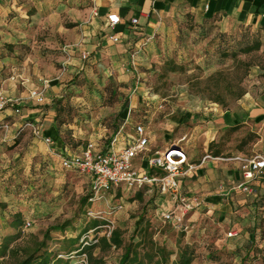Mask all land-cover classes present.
<instances>
[{
  "label": "rangeland",
  "instance_id": "obj_1",
  "mask_svg": "<svg viewBox=\"0 0 264 264\" xmlns=\"http://www.w3.org/2000/svg\"><path fill=\"white\" fill-rule=\"evenodd\" d=\"M20 1L23 5L12 10L16 14L11 26H0L5 38L0 39V47L5 41L17 43L13 49L16 56L11 54L0 59V84H6L12 73L27 78L24 85L16 79H12L13 85L8 89L3 85L15 96H25L29 83H40L41 78L60 85L58 95L72 104L71 112L65 114L70 123L62 127L71 128L73 136L67 137L63 154H79L85 141L105 147L122 123L120 114L125 108L128 112L129 104H132L129 112L132 120H148L150 144L146 153L154 151L164 141L185 147L193 160L181 169L186 171L181 175L182 184L192 188L198 185V192L207 186L201 180L207 169L217 183V176L222 174V162H227L225 170H234L229 160L220 158H210L214 160L210 164H206L207 161L198 164L206 152L213 154L209 150L210 141L215 142L212 150L216 142L222 147L220 154L251 152V142L257 137L242 144L241 149L238 145L249 131L257 134L256 129L243 120L264 93V50L238 53V61L227 58L222 63L219 48L234 42L242 33H254V26L204 20L182 8L161 17L150 35L136 33L126 50L116 51L122 54L118 59L87 58L83 62L85 67L79 71L78 63H71L70 55L63 49L66 43L73 42L72 35L67 33L75 25L73 11L61 10L43 16L49 0L46 3L44 0ZM12 30L15 35L9 38L8 31ZM259 35L264 37V32L260 31ZM74 56L79 57L78 51ZM168 57L185 62L186 70L162 76V62ZM216 68L229 69V81L236 89L242 76L245 93L232 98L230 92L222 89L225 96L222 105L196 92L191 85L194 76L204 80ZM26 99L23 97L24 103L18 112L12 107L0 112V121L9 123L7 130H0V240L16 229L8 224L13 212H20L23 220L18 227L19 237L10 241L9 251L0 257V264H20L42 240L45 247L68 264H81L82 260H85L82 264H117L122 248L109 245L101 238H108L113 228L127 238L142 209H146L154 223L152 237L155 240L166 239L174 250L178 237L181 242L194 246L196 255L191 264H239L235 246H241L249 237L255 250L243 264H262L264 205H260L261 199L255 202V198L264 196V180L257 189L253 186L251 192L237 186L221 194L225 208L199 205L185 214L176 212L167 220H163L161 212L171 209L175 200L169 192H161L156 186L141 190L112 187L98 197L92 192L83 203L82 198L90 193V177L63 167L59 151L30 127L18 132L24 121L20 115L25 113V108L38 106L41 110H51L47 104H30L32 101ZM225 112L231 118L235 114L242 121L238 122L237 129L228 130V124L219 119ZM174 113L185 119L178 123L173 121ZM37 124L40 125V121ZM124 131L131 132L132 124H126ZM193 174L197 175L192 177ZM31 185L38 189L34 196L30 193ZM210 189L219 192L218 186ZM139 191L141 197L136 195ZM94 218L98 224L90 227V220ZM62 224L65 227L59 229ZM51 226L54 228L49 230L50 237L45 240V232ZM91 243L95 244L90 247ZM174 256L175 253L171 258Z\"/></svg>",
  "mask_w": 264,
  "mask_h": 264
},
{
  "label": "crops",
  "instance_id": "obj_2",
  "mask_svg": "<svg viewBox=\"0 0 264 264\" xmlns=\"http://www.w3.org/2000/svg\"><path fill=\"white\" fill-rule=\"evenodd\" d=\"M46 1L48 0H44V3H46ZM49 3V5H46V12L43 16L53 15V13H58L61 10H71L73 11L72 13H74L73 20L75 21V25L72 29L67 30V33L72 35L73 42L66 43L63 49L70 55L69 59L71 63H78V69L85 67L83 62L87 58H93V60H95L104 56L108 57L111 61L118 59L122 54H117L116 51L122 52L123 50H126L131 42L130 38L135 37L136 33H146L150 35L153 33L161 17L182 8H187L198 16H215L216 20L223 22L248 24L254 27L260 26L264 29V0H49ZM22 5L23 2L20 0H0V26H11L10 24L11 22H14V15L16 14L12 12V10L18 9ZM109 12H116L120 16V22L116 23L113 27L108 25L107 14ZM18 14L23 15L22 13ZM11 15H13V19H11ZM132 17L137 18V24L134 25L131 23ZM136 28H142L143 30L138 31ZM111 33H114L119 37L118 41H112L109 38V34ZM14 35L15 32L13 30L12 32L8 31L9 38H13ZM0 39H5L3 38L1 30ZM76 51L79 53V57H77L78 60L75 59L74 56V52ZM83 51L87 53L85 58H82L81 56ZM7 80L9 81L6 84H1L2 86L6 85L8 89L10 85H13V82L10 78ZM30 84L31 83H29V85ZM33 84L35 83L33 82ZM59 93L60 85H57L56 81L49 82L45 91L46 101L50 96L58 95ZM18 97L21 98L20 105H22L24 103L23 97H27V92L25 96L19 95ZM29 100L31 99H26V101ZM30 104L37 103L32 101ZM131 107L132 104H129L127 107L128 112H125V108L120 115L122 122L126 118L129 119L126 124H132L133 131V122L136 120H142V118L132 120L129 115ZM20 117L24 121L28 120L33 123L40 121L42 135L51 137L53 140L51 143L53 148L64 153L63 150L65 149V143L60 139L54 124L53 112L51 110H41L38 106L31 108L27 107L25 108V113L20 115ZM171 118L178 123L182 122L183 119H185V116L174 113L171 115ZM219 119L224 122V124L228 125L238 122L240 123L241 121L235 114L233 118H231L227 112H225ZM142 121L147 124L148 120L143 119ZM243 121L248 122L251 128L254 127L258 135L257 138L251 142V147L249 148L251 152L237 151L235 154L251 155L257 152H264V93L258 98L257 106L252 108L248 114V118ZM174 123L176 124V122ZM168 143H170V141H164L163 143H160L158 147L167 145ZM186 153L188 161L193 160V158H190L187 151ZM229 155L232 154H219L213 156ZM224 160H229V162L232 163L234 170L232 172L229 169L225 170L227 162H222V164H220L222 174L217 176L219 183H217L216 179H214L207 169V173L203 174V178L201 179L202 181H205V184L207 185L206 188H202V192L196 191L198 185L193 188L190 186H183L181 176L179 177L180 191L188 196L194 194L198 195L202 202L200 205L213 208H225L226 206L222 203L221 194H226L229 189H232V187H237L238 183L242 180V176L239 162L237 160ZM204 161H207L206 164H210L214 160L207 158ZM139 163L140 157H137L135 164L139 165ZM202 163L203 162L198 160L199 165ZM188 173L192 172L189 171ZM196 175L197 174H193L191 176L195 177ZM262 180H264V178L252 181V185L255 189L262 184ZM194 183L196 184L197 180H195ZM215 186L219 187V192L211 191L210 188Z\"/></svg>",
  "mask_w": 264,
  "mask_h": 264
},
{
  "label": "built area",
  "instance_id": "obj_3",
  "mask_svg": "<svg viewBox=\"0 0 264 264\" xmlns=\"http://www.w3.org/2000/svg\"><path fill=\"white\" fill-rule=\"evenodd\" d=\"M107 20L108 25L113 27L120 22V16L116 12H109ZM131 23L137 24V18L132 17ZM109 38L112 41L119 39L114 33L109 34ZM81 56L85 58L87 53L83 51ZM9 78L19 80L23 85L28 82L27 78L18 73H12ZM48 85L49 80L46 78H41L40 83H31L27 86V98L37 104L46 102L45 91ZM20 104L21 98L10 94L0 84V112L7 107H12L14 111L18 112ZM128 121V118L123 120L105 147L88 141L79 154L67 155L59 152L61 165L65 168H75L79 172L87 174L90 177L93 196H101L104 191L112 187L123 186L127 189H138L144 184H149L151 187L156 186L161 192H169L175 200V204L171 209L161 212L163 220L171 218L176 212L185 214L199 206L202 202L198 195L188 196L180 191L179 177L186 172L181 169L189 162L184 147L170 142L146 153L150 144L146 123L136 120L133 122V131L128 132L124 131ZM22 124L30 127L36 135H42L41 127L37 123L26 120ZM0 128L4 131L7 130L9 123L3 121ZM42 136L48 144L53 142L51 137ZM137 157H140L139 165L135 164ZM207 158L237 160L242 176L238 187L242 191L251 192L253 190L252 181L264 178V152L251 155L238 153L229 156H213L206 153L200 162ZM158 167L162 168V173L154 171ZM26 223L29 224V220ZM232 233L233 231H228L229 235ZM82 261L85 263V260Z\"/></svg>",
  "mask_w": 264,
  "mask_h": 264
},
{
  "label": "trees",
  "instance_id": "obj_4",
  "mask_svg": "<svg viewBox=\"0 0 264 264\" xmlns=\"http://www.w3.org/2000/svg\"><path fill=\"white\" fill-rule=\"evenodd\" d=\"M193 12V11H192ZM204 20H216L215 16L207 17V16H199ZM248 25V24H245ZM256 30L254 33L245 32L240 35L238 39L234 42L228 43L226 47L219 48L221 52V62L224 63L227 58H231L234 61H238L237 57L238 53H247L253 50H258L262 48L264 50V37L259 35L260 31L264 32L262 27H255ZM223 35V34H222ZM0 47V59L10 56L11 54L16 56V53L13 52L14 47L16 48L17 43L5 41L1 44ZM187 68V65L183 61H176L172 57H168L162 62V70L160 74L163 76L167 72H184ZM83 68L79 69L81 71ZM230 71L229 69L224 68H216L211 73L207 74L204 80H200L197 78L198 76H194V81L192 80L191 85L194 86L196 92H200L206 95L207 98L224 104V98L222 96V89L227 92H230L229 95L232 98H239L245 93V89L241 84L242 76H239L237 81V89L231 84L229 81ZM203 81V82H202ZM202 82V84H201ZM114 92V90H113ZM42 104H47L48 107L53 111V120L60 136V139L66 144L67 137L73 136L71 128L62 127L64 124H69L70 121L66 119L67 113L71 112L72 104L69 101H64L63 95H55L50 101H46ZM127 102H125L124 107H126ZM123 107V108H124ZM3 120L0 121V124ZM239 123H234L227 126L228 130H235ZM25 127L22 123L19 125L18 132ZM0 130H2L0 128ZM257 137V134H254L252 131L248 132L244 138L241 139L240 144L238 145L239 149L242 148V144L248 142L249 140ZM88 141L84 142L83 148L87 144ZM216 142L215 149L212 150L215 142L210 141L209 150L212 151L213 155H219L222 153V147L219 146ZM76 170L75 168H68ZM78 171V170H76ZM155 172L162 173V168L158 167L154 170ZM79 172V171H78ZM81 173V172H79ZM19 185V184H18ZM31 187V194L34 196L38 191L36 187ZM151 187L149 184H144L140 186L138 189L149 188ZM92 189H90V193L86 194L82 198V202L85 203L87 198L91 196ZM137 197H141V192H137ZM261 199V204L264 205V196H260L255 198L256 200ZM23 223L21 218V213L16 211L10 215V219L8 220V224L15 227L14 231L8 232L3 236V239L0 240V257L4 256L9 251V243L13 239H16L20 235V225ZM98 224L97 219L94 218L90 220V227H94ZM154 223L151 222L149 215L147 214L146 209H142L137 218L134 221V226L131 233L125 238L117 228H113L109 237H102L101 239L109 245H113L115 247H121L122 252L118 258L117 264H191L195 257V249L194 246L188 242H181L180 237L177 238V249L174 250L170 247L166 239L161 242H158L152 237V227ZM64 224H62L59 229L64 228ZM54 227H49L45 232V240L49 236V230ZM86 229V228H85ZM254 230V229H252ZM253 233V231H252ZM45 242L42 240L40 244L31 252H29L20 262V264H68L67 260H63L61 256H57V253L51 252L47 247H45ZM95 243H91L90 247H92ZM97 244V243H96ZM255 250V245L253 240L249 237L241 246H235L234 253L240 256V263L243 264L245 259L250 255L251 251ZM68 251V250H67ZM175 253V256L171 258V255ZM216 258V257H215ZM262 264H264V254L262 255Z\"/></svg>",
  "mask_w": 264,
  "mask_h": 264
},
{
  "label": "bare ground",
  "instance_id": "obj_5",
  "mask_svg": "<svg viewBox=\"0 0 264 264\" xmlns=\"http://www.w3.org/2000/svg\"><path fill=\"white\" fill-rule=\"evenodd\" d=\"M173 148H174V147H173ZM173 148H172V149H173ZM173 152H176V151H173Z\"/></svg>",
  "mask_w": 264,
  "mask_h": 264
}]
</instances>
